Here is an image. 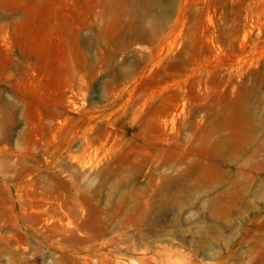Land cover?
Instances as JSON below:
<instances>
[{"label":"rangeland","instance_id":"obj_1","mask_svg":"<svg viewBox=\"0 0 264 264\" xmlns=\"http://www.w3.org/2000/svg\"><path fill=\"white\" fill-rule=\"evenodd\" d=\"M0 264H264V0H0Z\"/></svg>","mask_w":264,"mask_h":264}]
</instances>
